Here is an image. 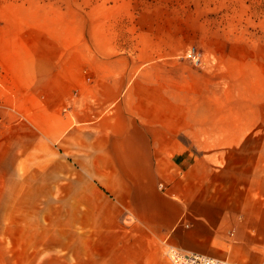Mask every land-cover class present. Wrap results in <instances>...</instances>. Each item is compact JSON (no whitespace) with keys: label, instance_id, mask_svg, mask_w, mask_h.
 Returning <instances> with one entry per match:
<instances>
[{"label":"crops","instance_id":"crops-1","mask_svg":"<svg viewBox=\"0 0 264 264\" xmlns=\"http://www.w3.org/2000/svg\"><path fill=\"white\" fill-rule=\"evenodd\" d=\"M79 4L0 0L3 144L24 167L37 158L38 175L73 182V247L132 230L151 245L264 264V106L239 105L232 77L222 85L218 69L193 66L186 39L152 15L101 18ZM26 175L17 208L39 250L46 179ZM0 193L1 223L15 198Z\"/></svg>","mask_w":264,"mask_h":264},{"label":"rangeland","instance_id":"rangeland-1","mask_svg":"<svg viewBox=\"0 0 264 264\" xmlns=\"http://www.w3.org/2000/svg\"><path fill=\"white\" fill-rule=\"evenodd\" d=\"M14 1V0H13ZM83 12L93 7L95 16L121 14L127 19L139 13L152 15L159 30H172L182 35L186 45L194 46L203 56L200 69H218L222 85L230 76L238 85L239 105L253 102L264 106V0H79ZM113 6V8H110ZM225 65L231 69L225 71ZM234 74V75H233ZM2 93L5 91L0 85ZM245 100L248 102L246 103ZM242 101V102H240ZM1 109V107H0ZM0 111V188L14 194L15 212L12 218L2 216L0 223V264H171L164 255L166 243L149 244L132 230L118 236L102 237L94 233L88 249L73 247V182L33 172L34 166H23L21 151L6 148L3 133L5 120ZM16 154L14 156V154ZM24 168V169H23ZM45 177V247L30 245L28 216L18 212L25 199L17 195L21 177ZM1 177H4L2 180ZM1 194V193H0ZM73 196V195H72ZM3 199L5 197L3 195ZM1 198V201L4 200ZM41 218L43 215L41 214ZM79 232V231H78ZM85 245V237L78 234ZM82 236V237H81ZM41 240V234H40Z\"/></svg>","mask_w":264,"mask_h":264},{"label":"built area","instance_id":"built-area-1","mask_svg":"<svg viewBox=\"0 0 264 264\" xmlns=\"http://www.w3.org/2000/svg\"><path fill=\"white\" fill-rule=\"evenodd\" d=\"M183 57L195 67H202L204 65L202 53L194 46H189L185 50ZM159 188L163 190L164 186L159 184ZM164 255L171 264H239L233 261L209 257L202 254L183 252L167 243Z\"/></svg>","mask_w":264,"mask_h":264}]
</instances>
